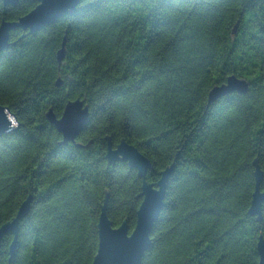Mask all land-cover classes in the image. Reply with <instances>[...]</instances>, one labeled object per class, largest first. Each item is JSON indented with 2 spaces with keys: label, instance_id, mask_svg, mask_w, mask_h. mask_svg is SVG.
Listing matches in <instances>:
<instances>
[{
  "label": "trees",
  "instance_id": "1",
  "mask_svg": "<svg viewBox=\"0 0 264 264\" xmlns=\"http://www.w3.org/2000/svg\"><path fill=\"white\" fill-rule=\"evenodd\" d=\"M35 6L0 0V23ZM10 41L0 105L17 127L0 136V226L32 197L11 264H91L106 196L112 226L127 221L132 231L142 180L106 161L107 138L151 162L149 184L173 166L139 264H258L264 203L260 218L248 210L255 160L264 175V0H82L36 33L13 30ZM230 76L248 92L207 105ZM76 99L87 126L79 147L61 146L46 113L59 118ZM12 239L1 241L0 264Z\"/></svg>",
  "mask_w": 264,
  "mask_h": 264
},
{
  "label": "water",
  "instance_id": "2",
  "mask_svg": "<svg viewBox=\"0 0 264 264\" xmlns=\"http://www.w3.org/2000/svg\"><path fill=\"white\" fill-rule=\"evenodd\" d=\"M3 5L15 7L23 0H1ZM36 3V6L27 14L18 17L14 21H1L0 23V54L5 51L11 44V32L13 30H21L33 34L41 28L53 24L59 18L71 15L82 0H30ZM66 39L64 38L61 48L56 54V59L61 65L65 56ZM62 80L56 81V86L60 87ZM249 83L244 79H238L230 76L226 82L214 86L208 93V103L212 104L218 98L230 93L239 95L248 92ZM47 120L54 126L61 135L59 145L65 146L68 143L75 144L77 136L87 126L88 108L84 106V102L76 99L66 103L61 116L58 118L52 109L46 113ZM17 127L15 117L10 114L8 108L0 105V136ZM106 161L109 164L115 162L127 163L129 168L137 171L138 177L141 178V197L142 201L136 212V222L132 231H129L127 221H124L119 227H113L107 217V199L101 207L97 232L98 246L96 254L91 264H139L144 254L151 245V233L154 223L157 221L163 207V200L167 188L168 179L172 173L173 166L167 167L162 171L160 179L157 183L149 184L145 180L146 173L152 169L151 162L143 156L136 147L128 144L125 140H121L119 144L113 146L110 139L107 138ZM76 147L80 145L75 144ZM254 179L255 189L248 214L257 218L261 217V208L264 203V190H261V184L264 175L258 165L257 160L254 161ZM32 197L29 196L19 206L16 215L12 220L0 226V244L4 236L11 235L13 237L8 251L7 264H11L15 256L19 223L30 212ZM259 256L258 264H264V241L259 238L257 244Z\"/></svg>",
  "mask_w": 264,
  "mask_h": 264
}]
</instances>
